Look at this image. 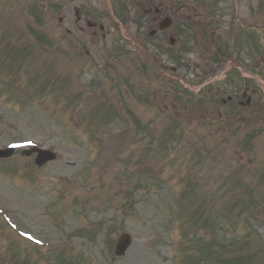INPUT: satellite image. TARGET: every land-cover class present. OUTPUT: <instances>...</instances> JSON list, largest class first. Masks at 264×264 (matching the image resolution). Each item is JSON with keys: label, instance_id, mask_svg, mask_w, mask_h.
<instances>
[{"label": "rangeland", "instance_id": "obj_1", "mask_svg": "<svg viewBox=\"0 0 264 264\" xmlns=\"http://www.w3.org/2000/svg\"><path fill=\"white\" fill-rule=\"evenodd\" d=\"M164 1L183 54L122 13L136 0H0V147L59 154L42 168L20 150L0 159V264H264V113L206 117L219 106L193 66L223 45L244 88L232 60L263 70L264 0ZM77 7L104 29L79 31ZM122 232L134 242L117 258Z\"/></svg>", "mask_w": 264, "mask_h": 264}, {"label": "flooded vegetation", "instance_id": "obj_2", "mask_svg": "<svg viewBox=\"0 0 264 264\" xmlns=\"http://www.w3.org/2000/svg\"><path fill=\"white\" fill-rule=\"evenodd\" d=\"M136 1L137 3L132 2L131 4V12L134 15L136 21H139L140 23H142V25L147 26L152 36L153 35L157 36L159 34L164 35V33L168 32V30H164L163 32L160 33V31H157L156 26L160 27L163 23H165L164 22L165 18L177 16L178 10L174 5H169L170 7H166L164 0H136ZM142 11L144 12L143 14H142ZM77 15H78L79 22H81L84 18V21H86L88 25H90L91 27L93 26L94 29L97 28L98 26L97 23L93 21V19L91 18L89 14L88 15L85 14L83 10H77ZM94 34L96 35L97 32L94 31ZM174 40H175V37L173 36L171 38V43H173V46H175L176 44L175 43L176 41L174 42ZM219 50L220 48H218L217 51L221 53V51ZM214 61L216 62L214 71L217 72L218 74L220 69H222L227 64V61L225 60L223 56H220L214 59ZM232 62H234L235 67H236V64L242 65L240 64L239 61H237V57H235L232 60ZM256 65L257 67H260V66L264 67L262 62ZM263 67H260V68H263ZM232 68L233 67L229 69L228 73L224 77H219L217 78V80L222 79L226 81L230 79L233 82L234 81L233 77L231 79V76L234 74V72H232ZM263 72H264V68L263 70L261 69V71L257 72L256 75L251 74L250 77H242L243 81L246 82L247 85H246L245 90L243 89L239 92L236 91V88H237V85H236V86L231 87L233 88V91H230V94H229L228 91L222 89L223 86L221 84L217 88L214 97L221 99V102L224 103V105L227 104L228 106H230L229 105L230 103L231 104L230 108L235 110V113L240 114V118H244L242 115V112L240 111L241 106L242 108H252L253 105H256V110L258 112L261 111V113L263 114L264 113V88H262V90H258L254 86L255 80H259L261 78V73ZM210 77H212V74L208 73L206 74L205 79H208ZM249 92H251L252 94L249 95L248 94ZM246 96L247 98L244 99V97ZM213 102H215L214 98H213ZM220 114L222 116H226L222 112ZM227 115L228 117H226V120L233 119L231 114H227ZM258 122L260 125L261 124L263 125L264 119L260 118Z\"/></svg>", "mask_w": 264, "mask_h": 264}, {"label": "water", "instance_id": "obj_3", "mask_svg": "<svg viewBox=\"0 0 264 264\" xmlns=\"http://www.w3.org/2000/svg\"><path fill=\"white\" fill-rule=\"evenodd\" d=\"M15 152V147H9V149H0V157L1 158H9V156L13 155ZM24 155L30 156L33 153H36L37 157L35 159V163L42 167L45 163L52 161L57 158V154L52 150L47 149H39L37 147L25 149L22 152ZM132 242V236L127 233H122L119 242L116 247V255L120 256L126 253L130 244Z\"/></svg>", "mask_w": 264, "mask_h": 264}]
</instances>
